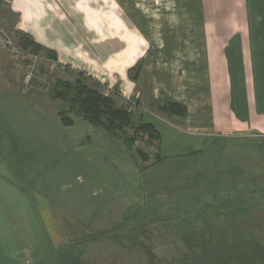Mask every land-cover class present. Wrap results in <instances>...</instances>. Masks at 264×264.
<instances>
[{
  "label": "crops",
  "instance_id": "0c3cea01",
  "mask_svg": "<svg viewBox=\"0 0 264 264\" xmlns=\"http://www.w3.org/2000/svg\"><path fill=\"white\" fill-rule=\"evenodd\" d=\"M126 1L0 3V30L54 54L64 80L137 96L162 154L141 165L85 120L64 126L61 102L25 96L0 48V264H264L260 213L217 163L223 137L264 135V0H176L187 21L166 25Z\"/></svg>",
  "mask_w": 264,
  "mask_h": 264
},
{
  "label": "rangeland",
  "instance_id": "374dc122",
  "mask_svg": "<svg viewBox=\"0 0 264 264\" xmlns=\"http://www.w3.org/2000/svg\"><path fill=\"white\" fill-rule=\"evenodd\" d=\"M8 2L9 0H0V3L5 5ZM180 7L182 6L179 5L178 7L176 0L126 1L128 14L133 15L134 18H136L138 22L141 23H165V25L166 23H184L187 21L186 12L182 13L180 11ZM0 31V34H5L3 30ZM22 35L24 34L19 33L18 36H16V42L11 38V36L8 35V37L12 39L16 48L18 49V51H14L9 47H5V49L10 51L13 61V70L11 71L13 73H11V78L14 82L19 83L22 89L21 91L25 96L31 97V95H33L32 93L42 92L44 95H48L50 98H52L51 93L52 90L57 86V81L67 80H64V76H62L60 71L57 69L58 65L54 64V54H47L46 52L34 54L22 50L21 46L19 45ZM46 64H50L53 67L50 69L43 68V65ZM29 73H32V78L30 83H27L26 79ZM80 75L86 76L85 78L87 79H85V81L87 82L88 86H91L93 81L99 83L100 90L102 91L103 95L111 97L118 108L126 109L131 115L132 123L135 125V128L138 127L140 122L144 121L142 118L144 113L143 110L138 107L137 96H134L128 100L125 95L120 92L118 86L110 88L106 84L101 83L86 73L80 72L76 74V76H74L75 80L78 79ZM53 100L60 101L63 105V114L73 120V124L67 126L61 119V122L64 126L71 127L75 124V118L82 119V117L76 115V113L68 112L69 108L66 102L59 99ZM61 112L59 114L60 118H62ZM128 134L130 137H134L131 153L135 159L139 161L141 165H144L145 163H153L158 152V143L151 139L148 134H134L133 131H128ZM223 140H226V142H223ZM221 141L224 144V155L222 150V154L219 159L222 157L223 159L221 161H217V163L221 164L223 170H227V172L224 173H227V175L229 174L228 180L233 184L236 180V175L235 172L232 174V171L238 172V181H242L245 184L244 195L239 198L243 205L241 206V210L255 211L260 213L261 218L259 222L261 221L263 224V229L260 231L264 234V135L243 133L239 136L232 135L226 136L225 138L223 137ZM139 152L142 153V157L139 155ZM147 157L150 158V161H143V159ZM228 191L229 197L234 196V187L229 188ZM229 206H233V204H229ZM263 240L264 236H261L260 240L258 241V246L262 252H264ZM263 262L264 260L262 263Z\"/></svg>",
  "mask_w": 264,
  "mask_h": 264
},
{
  "label": "trees",
  "instance_id": "16d2710c",
  "mask_svg": "<svg viewBox=\"0 0 264 264\" xmlns=\"http://www.w3.org/2000/svg\"><path fill=\"white\" fill-rule=\"evenodd\" d=\"M19 45L26 52L51 54L26 35H22ZM55 58L53 55L54 60H56ZM85 77V75H80L74 83L58 80L57 86L52 90L51 97L66 102L69 113H76L83 120L101 129L130 151L132 150L134 137H130L128 131H133L134 134H148L151 139L158 143V152L154 162H159L162 159L161 135L156 127L151 123L142 121L135 128L129 112L124 108H118L111 97L103 95L99 83L93 81L92 85L88 86ZM156 106L169 116L184 117L187 115V107L178 102H163L158 103ZM61 117L65 125L70 126L73 124V120L66 117L63 111ZM139 153L142 157V153ZM143 161L149 162L150 158L147 157Z\"/></svg>",
  "mask_w": 264,
  "mask_h": 264
},
{
  "label": "built area",
  "instance_id": "2783aa9c",
  "mask_svg": "<svg viewBox=\"0 0 264 264\" xmlns=\"http://www.w3.org/2000/svg\"><path fill=\"white\" fill-rule=\"evenodd\" d=\"M5 47L6 48L9 47V48L13 49L14 51H18L14 42L12 41V39H10L8 37V35L0 34V48H5ZM31 78H32V73H29L27 75V79H26L27 81L26 82L30 83Z\"/></svg>",
  "mask_w": 264,
  "mask_h": 264
}]
</instances>
